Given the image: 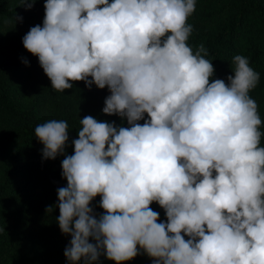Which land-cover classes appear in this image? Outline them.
<instances>
[{
    "label": "clouds",
    "instance_id": "obj_1",
    "mask_svg": "<svg viewBox=\"0 0 264 264\" xmlns=\"http://www.w3.org/2000/svg\"><path fill=\"white\" fill-rule=\"evenodd\" d=\"M44 8L43 25L22 43L52 89H71L70 81L107 87L102 112L129 125L83 117L72 155L66 120L35 127L42 158L64 156L67 185L46 213L59 208L68 264L140 254L152 264H264L262 122L249 95L260 74L249 58L233 56L227 83L210 82L206 48L194 54L186 43L196 0H46ZM97 195L103 214L90 206ZM153 202L166 222H157Z\"/></svg>",
    "mask_w": 264,
    "mask_h": 264
},
{
    "label": "trees",
    "instance_id": "obj_2",
    "mask_svg": "<svg viewBox=\"0 0 264 264\" xmlns=\"http://www.w3.org/2000/svg\"><path fill=\"white\" fill-rule=\"evenodd\" d=\"M29 2L25 0V6H19L17 0H0V264L8 257L12 264H68L64 250L71 237L59 228V208L46 213L47 207L58 203L57 189L67 185L62 177V160L42 158L44 145L34 136L35 127L51 119L66 120V155H72L71 141L78 138L83 117L129 125L126 119L102 112L105 97L110 95L107 87L98 89L93 84L89 90L83 81H70L71 89H52L38 57L22 43L31 27L43 25L45 16L46 0H36L26 10ZM15 14L23 20L10 28L4 21ZM187 23L193 25V32L186 43L194 54L203 44L208 52L206 59L214 66L210 82L223 79L227 83V76L234 75L231 67H235V55L248 57L250 66L260 74L257 87L249 95L258 104L260 146L264 147V0H196V10ZM100 200L97 195L90 204L97 214L105 211L99 206ZM149 207L159 213L158 223L166 222L165 210L157 202ZM93 264L117 262L102 255ZM120 264H152V258L140 254Z\"/></svg>",
    "mask_w": 264,
    "mask_h": 264
},
{
    "label": "rangeland",
    "instance_id": "obj_3",
    "mask_svg": "<svg viewBox=\"0 0 264 264\" xmlns=\"http://www.w3.org/2000/svg\"><path fill=\"white\" fill-rule=\"evenodd\" d=\"M62 158H63V156H58L56 158V160H63L64 158L63 159ZM90 242L94 243V241H92L91 239H90ZM1 264H12V263L10 261V258L8 257Z\"/></svg>",
    "mask_w": 264,
    "mask_h": 264
}]
</instances>
